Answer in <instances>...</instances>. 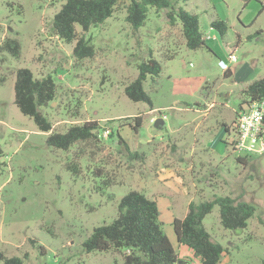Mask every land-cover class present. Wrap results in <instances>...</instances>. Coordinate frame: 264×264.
Instances as JSON below:
<instances>
[{"label": "rangeland", "instance_id": "1", "mask_svg": "<svg viewBox=\"0 0 264 264\" xmlns=\"http://www.w3.org/2000/svg\"><path fill=\"white\" fill-rule=\"evenodd\" d=\"M131 1L119 0L110 18L84 33L94 56L77 60L76 42L52 32L66 0H0V44L9 38L20 46L18 58L0 54V250L23 264H120V252L86 253L83 243L135 190L156 200L178 264H200L171 228L191 202L230 196L253 204L243 230L224 229L217 206L203 225L225 249L218 264H264V154L239 163L232 146L241 91L264 76V0L180 1L198 17L204 45L197 50L186 48L180 24H170L164 10L149 9L144 25L133 29L125 20ZM215 20L225 23L223 36L211 28ZM149 58L161 73L143 82L150 103L133 102L124 88ZM20 68L54 80L55 100L39 108L53 132L96 121L101 142L49 147L48 134L14 104ZM158 118L162 129L152 122ZM118 136L142 158L129 159Z\"/></svg>", "mask_w": 264, "mask_h": 264}, {"label": "trees", "instance_id": "2", "mask_svg": "<svg viewBox=\"0 0 264 264\" xmlns=\"http://www.w3.org/2000/svg\"><path fill=\"white\" fill-rule=\"evenodd\" d=\"M118 1L66 0L53 16L52 32L65 43L76 42L73 56L77 60L91 58L94 56V49L90 40L85 39L84 33L110 18ZM180 1L186 2L187 0H132L126 7L125 20L133 29H139L146 21L149 9L164 10L170 24H180L186 48L200 49L204 45V39L199 31L198 17L177 6ZM75 26L83 32L79 37ZM210 26L220 36L226 32V25L222 21H212ZM1 53H8L18 58L20 46L17 40L4 39L0 44ZM161 70V64L154 58L141 62L138 65L137 78L124 88L126 97L133 102L150 103L143 89V82L148 76L157 78ZM225 72L224 74L229 76V70ZM241 95L243 98L239 103V109L244 103L264 99V76L248 84L241 91ZM55 98L56 85L51 76L37 79L29 69L20 68L16 71L14 104L22 115L33 120L40 132L48 134L46 144L49 147L67 151L76 143L101 142L100 125L96 121L70 126L62 133L53 132L52 123L41 114L39 108L52 103ZM140 124L141 119L135 118L134 127ZM225 130L228 131L226 128ZM118 143L123 147L129 159L142 158L139 153H132L120 136H118ZM247 157L249 156L237 157L236 160L243 163ZM71 167L76 168V165L71 164ZM107 181H105L106 184H108ZM215 206L219 210L220 224L224 229L231 231L245 229L255 213L253 204L230 196H217L210 201L199 203L191 202L182 219L172 220L171 228L177 244L192 250L200 264H218L221 255L225 252L221 244L211 238L203 225V220ZM158 215L156 200L148 198L139 191L131 190L119 200L116 218L109 224L95 227L84 241L83 249L86 253L120 252L122 254L120 264H178V254ZM0 263L23 264V260L17 256H6L0 250Z\"/></svg>", "mask_w": 264, "mask_h": 264}, {"label": "built area", "instance_id": "3", "mask_svg": "<svg viewBox=\"0 0 264 264\" xmlns=\"http://www.w3.org/2000/svg\"><path fill=\"white\" fill-rule=\"evenodd\" d=\"M229 58L230 61L236 60L233 53ZM109 134V129L102 131V137ZM232 146L238 157L264 154V99L244 103L237 111Z\"/></svg>", "mask_w": 264, "mask_h": 264}, {"label": "water", "instance_id": "4", "mask_svg": "<svg viewBox=\"0 0 264 264\" xmlns=\"http://www.w3.org/2000/svg\"><path fill=\"white\" fill-rule=\"evenodd\" d=\"M164 126V122L161 118H158L154 121V127L157 129H162Z\"/></svg>", "mask_w": 264, "mask_h": 264}, {"label": "crops", "instance_id": "5", "mask_svg": "<svg viewBox=\"0 0 264 264\" xmlns=\"http://www.w3.org/2000/svg\"><path fill=\"white\" fill-rule=\"evenodd\" d=\"M231 71V70H230ZM234 113H235V115H236V111H234ZM222 127H223V129H224V132L225 133H227V134H229V128H228V125L227 124H225V123H222ZM225 128L226 129H228V131H226L225 130ZM223 139V138H222ZM173 232V231H172ZM168 236V235H167ZM175 237V236H174ZM175 241H176V239H175ZM171 242V241H170ZM177 243V242H176ZM172 244V243H171ZM178 245V244H177Z\"/></svg>", "mask_w": 264, "mask_h": 264}]
</instances>
